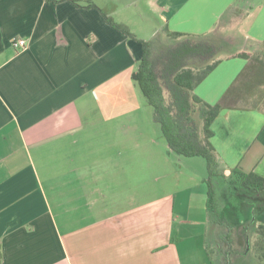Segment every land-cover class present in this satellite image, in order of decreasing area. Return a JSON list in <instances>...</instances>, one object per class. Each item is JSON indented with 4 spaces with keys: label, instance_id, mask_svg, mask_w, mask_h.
<instances>
[{
    "label": "crops",
    "instance_id": "0c3cea01",
    "mask_svg": "<svg viewBox=\"0 0 264 264\" xmlns=\"http://www.w3.org/2000/svg\"><path fill=\"white\" fill-rule=\"evenodd\" d=\"M76 1L0 0L1 264H210L207 164L169 148L132 78L142 43L100 9L117 2L138 39L167 25L260 54L264 0ZM221 58L195 89L210 104L247 64ZM211 128L221 213L249 240L264 190L234 172L264 177V105L223 109Z\"/></svg>",
    "mask_w": 264,
    "mask_h": 264
},
{
    "label": "trees",
    "instance_id": "16d2710c",
    "mask_svg": "<svg viewBox=\"0 0 264 264\" xmlns=\"http://www.w3.org/2000/svg\"><path fill=\"white\" fill-rule=\"evenodd\" d=\"M78 4L76 0H71ZM88 7H97L90 2ZM117 8L113 3L100 11L109 24L132 39L142 43L143 53L132 74L141 94L153 108V119L160 125L169 148L185 157H203L207 164L206 206L211 222L223 228L218 233L220 257L208 249L210 264H234L235 258L246 253L249 247L246 226L235 228L221 213L215 179L220 177L217 151L212 144V124L223 109L243 107L246 99L258 97L256 107L264 99V53L226 52L221 43L210 35H194L172 31L167 25L159 34L148 40L138 39L124 23L116 22L111 13ZM247 59V64L228 88L222 99L210 104L195 92L196 87L219 65L221 55ZM257 99V98H256ZM237 182L248 190H264V177L256 173L235 171ZM237 230L244 237V249L236 246L233 238ZM256 264H264V225L255 227ZM2 255L0 252V264Z\"/></svg>",
    "mask_w": 264,
    "mask_h": 264
},
{
    "label": "rangeland",
    "instance_id": "374dc122",
    "mask_svg": "<svg viewBox=\"0 0 264 264\" xmlns=\"http://www.w3.org/2000/svg\"><path fill=\"white\" fill-rule=\"evenodd\" d=\"M98 2L101 3L100 0H98ZM114 3L118 5L117 2H114ZM109 4H113V2L111 1ZM122 10L123 9L120 10V15L123 12ZM119 17L120 16H116V19L119 18ZM235 49H236V47L233 46V47H226L224 50L226 52H234ZM263 90L264 89H262V91ZM255 104H256L255 102H249V103H243L242 106L243 107H253V105H255ZM257 105H259L261 107V106L264 105V103L261 104V102H259V104H257ZM198 158H199L198 160H201L202 162H205V164H206V160L203 157L199 156ZM205 176L207 177V171H205ZM215 182H216L215 184L217 185V191L219 192L221 186L224 185V181H223V179H217L216 178ZM228 215H230V214H228ZM228 217L229 216H227V219H228ZM222 229L223 228H221L216 223L209 222V226L207 227V230H206L207 244L210 245V247L213 248V250L215 251V253L213 254V257L216 258V259L218 257H220V251L222 250V248L219 249V239H218V233ZM248 236H249V247L247 248L246 253H244L240 257H236L235 258L234 264H256L255 249H254L255 248V244L254 243H255V240H256V233H255V229L254 228H252V229L248 228ZM233 238L235 240L236 246H238L240 249H244L245 248V245H246L245 241H243V245H238V241L241 239V235H240V233L237 230H235Z\"/></svg>",
    "mask_w": 264,
    "mask_h": 264
},
{
    "label": "built area",
    "instance_id": "2783aa9c",
    "mask_svg": "<svg viewBox=\"0 0 264 264\" xmlns=\"http://www.w3.org/2000/svg\"><path fill=\"white\" fill-rule=\"evenodd\" d=\"M12 45L14 46V48L16 50H21V49H24L26 47V41L23 38H15L13 40Z\"/></svg>",
    "mask_w": 264,
    "mask_h": 264
}]
</instances>
